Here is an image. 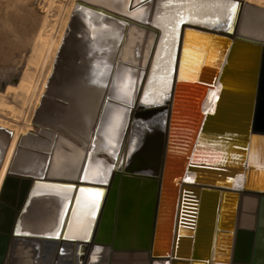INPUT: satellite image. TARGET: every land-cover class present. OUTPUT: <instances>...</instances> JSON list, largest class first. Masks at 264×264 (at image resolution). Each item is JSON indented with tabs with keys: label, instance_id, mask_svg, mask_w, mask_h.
<instances>
[{
	"label": "water",
	"instance_id": "95a60500",
	"mask_svg": "<svg viewBox=\"0 0 264 264\" xmlns=\"http://www.w3.org/2000/svg\"><path fill=\"white\" fill-rule=\"evenodd\" d=\"M196 27L179 29L157 142L150 146L145 136L132 153L134 165L99 188L102 207L87 239L62 236L65 215L56 237L16 232L28 182L13 176L0 189V264H91L89 255L104 246V264H264V42ZM185 29L215 39L217 56L198 67L180 115L176 97L186 80L176 73ZM216 83L212 111L202 113V97ZM228 154L224 162L205 158ZM240 174L239 187L229 186ZM224 192L234 210L220 209ZM225 236L229 244L221 242Z\"/></svg>",
	"mask_w": 264,
	"mask_h": 264
},
{
	"label": "rangeland",
	"instance_id": "374dc122",
	"mask_svg": "<svg viewBox=\"0 0 264 264\" xmlns=\"http://www.w3.org/2000/svg\"><path fill=\"white\" fill-rule=\"evenodd\" d=\"M150 1L128 0L127 5L126 0H0V83L4 82L0 90V114L13 119L22 118L19 123L29 127L26 131L18 132V143L12 147L0 177V189L4 179L10 177L9 172L37 175L46 164L47 177L37 181L28 179L31 186L35 181V185L37 183L45 188L51 187L52 190H41L57 197L68 196L74 189L84 190L91 187L93 191L101 187L97 184L78 182L69 176L70 161L93 154L95 157L98 155L101 160L104 159L94 147L96 136L87 130V123L95 115L100 98L99 63L96 58L91 61L93 69L89 77L85 78L84 66L78 67L82 63V58L76 54L85 42H88L89 48L95 53L108 48L106 43L112 42L116 24L121 22L132 24L136 34L141 32L139 34L143 42L149 27L152 31L157 30L151 22L153 17L159 15L157 12L159 5L164 8L165 14L167 10L173 13L178 10L179 13L190 11L195 2V0H180V3H176L175 0H152V3ZM143 2H148L147 6L136 11ZM216 2L220 3L221 7H210L203 11L205 14L203 19L200 17L201 24L222 30L225 19L234 14L230 11L231 6H236V12L237 3L230 0ZM126 5L134 12L128 13ZM257 8L264 12V7ZM50 41L49 54L44 58L45 64H42L41 59ZM143 45L142 43L141 46ZM211 45L215 51L216 43ZM43 46L45 47L42 48ZM68 50H73L74 55L68 53ZM142 59L143 57L141 62ZM195 89L196 86L192 83L184 82L179 85L176 99L180 115L186 114ZM26 101L30 104L25 109ZM179 107L183 110H179ZM127 127L124 143L132 133L131 126L128 124ZM15 130L14 126L0 120V174ZM16 151L17 155L11 166ZM109 154L111 155L112 151H109ZM229 155L223 158L217 156L205 158L221 159L224 162L229 160ZM114 161L118 162V158H114ZM116 162L108 166L110 172L106 173V177H111L115 169V172H120L118 168L120 165ZM97 163L98 168H103ZM62 186L69 187L71 191ZM84 235L88 237V234H83L81 236L83 238L80 239H86ZM96 257L94 255V262Z\"/></svg>",
	"mask_w": 264,
	"mask_h": 264
},
{
	"label": "bare ground",
	"instance_id": "6f19581e",
	"mask_svg": "<svg viewBox=\"0 0 264 264\" xmlns=\"http://www.w3.org/2000/svg\"><path fill=\"white\" fill-rule=\"evenodd\" d=\"M126 1L128 5V0ZM136 1L141 0H132V2ZM215 1L219 0H195L194 5L189 9L190 11L178 13L177 10L173 13L167 10L166 14L164 8L159 5L160 7H158L157 10L159 15L157 17H153V21L151 22L157 27V30L154 29L152 31V28L149 27L146 31L145 41L143 40V42L141 41V32H139L140 34H136L133 30L132 24L121 22L116 24L117 28L112 42L106 43L107 46H109L108 48L95 53L94 50L89 48V44H87L88 42L83 43V47L80 46L78 50L79 52L76 56L79 55V57L81 56L80 58H82V63L78 67L82 68V65L84 66L86 72L84 77H89L93 69V66H91V61L93 59L96 58L98 60L100 67L98 79L100 85L98 88L100 98L98 100V105L96 106L97 111L95 115L91 118V121L87 123V130L92 133L93 136H96V145L94 147L97 149L99 154L104 156V159L101 160L98 155L95 157V154H93L70 161L69 165L71 175L69 174V176L71 178L78 182L97 184L102 187L103 183H105L108 179V177H106V173L110 172V168H108V166H112L116 162L114 161V158H118V162H116V164L120 165V167H118L119 171L124 172L126 168L134 165L132 153L136 150L145 136L148 137V145L153 146L154 143L157 142V135L163 127L165 116V107L163 104L167 99L173 75V65L177 44L176 40L179 29H196V26L212 28L205 25L203 26L201 24L200 17L203 19V15L205 14L203 11H207L208 8L213 7L210 5L215 3ZM230 1L237 3V9L236 12L234 11L232 17L230 15L231 19H225L222 31H227L232 35L240 34L242 36L264 42V12L262 10L259 11V8H257V6L264 7V1ZM175 2L180 3L181 1L175 0ZM201 3L205 6L201 7ZM147 4L148 2H143L141 6L136 8V11L147 6ZM127 5V12H134L131 11L132 9L129 10ZM63 7L65 6L63 5ZM181 16L184 17L183 23H179ZM123 32L125 33L121 38ZM52 39L53 37L51 40ZM210 39V36L199 34L190 29H185L183 31V40L181 41L177 60V79L180 78L181 80L191 81L185 83L193 84L192 81L195 80L198 67L201 66V63L203 65L205 64L210 66V64H212L211 62L215 61L217 51H213L211 44L214 42L217 44V41H214V38V40ZM142 43L144 44L143 46H141ZM50 46L51 41L49 42L46 52L44 49L42 50L45 52L43 59H41L42 64H45L43 61H46L44 58L48 56ZM44 47L45 46L42 48ZM68 53H73L72 56L74 55L73 50H68ZM141 57H143L142 62ZM42 64L41 66H43ZM218 88L219 84L216 83L206 89L200 105L202 113L212 111V106L216 100ZM228 92H232L231 89H229ZM29 98L30 97H28V99ZM29 104L30 102L26 101L25 109L29 106ZM0 120L16 128L15 133L12 136L10 146L8 147L3 167L1 168V177L12 147L14 144L18 143V132L22 130L26 131L29 127L24 123H19L22 118L13 119L0 114ZM128 124L131 126L130 130L132 133L129 137L127 136L128 140L124 143ZM101 137H103L102 139H104V141H102ZM109 151H112L111 155L109 154ZM16 155L17 151L13 155L11 166ZM96 162H98L97 164H100L103 168H98L96 166ZM46 166L47 164L42 168L39 174L33 175L31 173L30 176L32 175V177H36L46 174ZM95 169L102 170V172H98ZM9 173L12 176L9 175L10 177H6V181L10 180L9 178H12L13 176L18 180L22 179L21 176L16 175L17 172ZM192 177L193 176L191 175H184L185 180H192ZM240 177L241 174L230 179L228 183L229 186L238 188L240 185ZM27 182L28 185L29 180H27ZM62 187L69 189V187L66 186ZM99 188L100 187H98L97 190L92 191L91 187H86L84 190H87L88 192L75 189L71 191L69 189L71 194L65 197H57L52 193L47 192L42 194L39 193V195H35L31 199L29 195H27L28 193L25 194L22 202H25L24 199L26 196H28L31 200L23 206L22 224H20L21 228L20 230L16 229L15 231H22L26 233L29 231L30 233L32 231H41V234H44L42 231H50L54 228V225H57L56 231H54V235L57 236L60 230V225L62 224L61 222L63 221L62 218L65 215L66 222L62 225V227L64 226L62 232L63 237L80 239L83 238L81 237L83 234H88L89 236L95 226V223L97 222V218L102 207V196L95 195V193H100ZM226 194L227 200L226 202L221 200L220 209L226 211L230 208L229 211L234 210L235 203H230L234 202V199L231 198L232 194L224 192L223 195ZM69 197L70 199L68 201ZM67 201L70 203L68 204ZM226 220L227 219H222L221 221L226 222ZM228 231L229 234H232L233 232L231 229H228ZM225 237H228V240L226 241V239H223L221 242H224L223 244H229L225 242H229L230 237ZM85 238L87 239V237ZM106 248L107 247L105 246L103 248H95V254L89 255L92 259V263L94 262V255L98 256L100 252L105 254L107 251ZM227 251L228 250L225 252ZM157 263L162 264L163 260L157 259L154 264Z\"/></svg>",
	"mask_w": 264,
	"mask_h": 264
},
{
	"label": "crops",
	"instance_id": "0c3cea01",
	"mask_svg": "<svg viewBox=\"0 0 264 264\" xmlns=\"http://www.w3.org/2000/svg\"><path fill=\"white\" fill-rule=\"evenodd\" d=\"M16 175L17 176H21L22 178H24V179H26L27 178V180L28 179H34V180H43V178H44V176H45V174L44 175H42V176H34V177H32V175L30 176V174H21L20 175V173H16ZM45 177H47V176H45ZM38 178H40V179H38ZM58 180H62L63 181V179H58ZM65 181V180H64ZM26 194L27 195H29V197L32 199L35 195L37 196L38 194H39V192L42 194V193H47V192H44V191H42V190H45V189H47V190H52L53 188H51V187H44V186H39L37 183H36V185H35V181H33V183H32V186L30 185V184H28L27 186H26ZM42 189V190H41ZM31 194V195H30ZM32 196V197H31ZM28 196H26L25 197V202L23 201L22 202V204L20 205L21 207H19V209H18V211H17V213H16V217H15V230L17 229V230H20V228H21V225L20 224H22V213H23V206L26 204V203H29L30 201L29 200H31L30 198H29ZM27 199V200H26ZM69 199H70V197L68 198V201H69ZM27 201V202H26ZM67 201V203L69 204L70 202H68ZM62 220H63V218H62ZM60 221V220H59ZM19 224V225H18ZM58 228H59V226H58ZM60 228H61V225H60ZM58 230V229H57ZM54 231H56V226L52 229V230H50V231H42V232H44V234L42 233L41 234V231H35V232H31L30 233V231L29 232H27V233H25V232H23V234H27V235H32V236H42V237H53V236H55L54 234H55V232ZM17 232V231H16ZM48 232V233H47ZM50 232V233H49ZM18 233H20V232H18ZM50 235V236H49ZM56 237V236H55ZM72 239V238H71ZM74 240H80V239H74ZM87 251L88 250H86V254L85 255H87ZM104 253H99V255H98V258L95 260V262H94V264H102V262H103V260L104 259H102V257H104ZM158 264V263H157Z\"/></svg>",
	"mask_w": 264,
	"mask_h": 264
},
{
	"label": "snow or ice",
	"instance_id": "6c2138e0",
	"mask_svg": "<svg viewBox=\"0 0 264 264\" xmlns=\"http://www.w3.org/2000/svg\"><path fill=\"white\" fill-rule=\"evenodd\" d=\"M202 6H203V4H201V7ZM210 6H213V7H221V4L218 3V2H216V3L211 4ZM235 7H236L235 5H232L231 8H230V11L231 12H234L235 11ZM229 18L231 19V17H229ZM183 22H184V17L181 16V19H180L179 23H183ZM83 191H87V190H83ZM95 195L96 196H99L100 193H95Z\"/></svg>",
	"mask_w": 264,
	"mask_h": 264
}]
</instances>
